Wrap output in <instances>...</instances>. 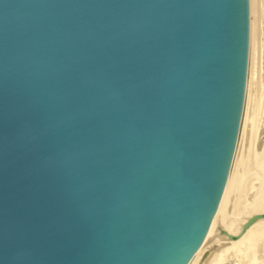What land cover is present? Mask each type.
<instances>
[{"label": "water", "instance_id": "1", "mask_svg": "<svg viewBox=\"0 0 264 264\" xmlns=\"http://www.w3.org/2000/svg\"><path fill=\"white\" fill-rule=\"evenodd\" d=\"M249 25V0H0V264H189Z\"/></svg>", "mask_w": 264, "mask_h": 264}, {"label": "bare ground", "instance_id": "2", "mask_svg": "<svg viewBox=\"0 0 264 264\" xmlns=\"http://www.w3.org/2000/svg\"><path fill=\"white\" fill-rule=\"evenodd\" d=\"M249 17L236 149L218 211L189 264H264V0H249Z\"/></svg>", "mask_w": 264, "mask_h": 264}]
</instances>
